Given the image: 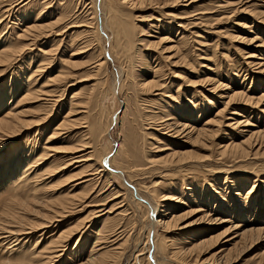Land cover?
I'll return each mask as SVG.
<instances>
[{"label":"rangeland","instance_id":"374dc122","mask_svg":"<svg viewBox=\"0 0 264 264\" xmlns=\"http://www.w3.org/2000/svg\"><path fill=\"white\" fill-rule=\"evenodd\" d=\"M104 1L0 0V49L10 55L3 56L7 60L0 64V114L22 101V87L32 73L38 78L35 89L48 91L22 101L18 110L28 111L22 115L31 125L0 151V264H79L106 248L110 253L104 255L108 258L105 264H221L213 254L222 242L210 249L205 246V251L198 250L193 256L181 257L175 251L193 235L202 239L205 234H221L233 221L243 225L240 230L264 226V156L249 154L237 160L220 150L224 143L245 140L250 130L264 134V98L259 97L264 92V83L262 88L260 84L264 74L256 72L255 64L256 55L264 53V19L250 15L256 11L257 17L263 16L264 0H154L134 7L120 4V15L115 17L101 8ZM115 19L131 24L129 37H117ZM252 19H258L259 35L256 28L252 33L239 26ZM35 25L38 27L28 34ZM241 36L255 39L245 41ZM209 78L219 80L224 91L213 90ZM149 81L157 84H144ZM225 91L228 95L243 91L254 96V101H235L220 114L222 124L213 121V125L215 113L224 108L220 94ZM195 101L197 107L189 106ZM77 102L83 106L78 110L82 112L70 117L78 120L60 129ZM180 105L185 106L181 115L177 113ZM232 107L241 109L237 111L247 115L251 124L226 127L228 121L233 122L231 117L245 119L231 114ZM192 108L202 111L192 116L191 123L198 128L206 123L219 128L216 137H206L194 147L186 138L169 137L161 124L185 114L188 123L187 111ZM248 110L253 112L248 114ZM76 144L85 146L76 154L83 156L77 164L66 151ZM44 147L47 155L39 161ZM185 150L200 158L181 170L172 154ZM90 152L91 160L86 161ZM115 153L112 169L123 168L131 183L105 165L107 155L111 159ZM28 155L31 161H39L34 169L43 164L37 170L38 175L43 174L39 196L69 205L59 221L35 231L32 225L48 220L41 214L23 213V230L16 229L17 224L5 214L8 204L17 199L11 170L18 172L19 164L27 165ZM136 186L143 197L160 203L168 220L179 214L183 219L166 228L159 223L160 217L155 229L149 230L152 211L137 197ZM231 193L240 194L244 214L237 208L241 201L228 200ZM220 198L224 199L220 202ZM57 204L55 208L62 211ZM41 205L34 203L38 209ZM198 207L201 212H196ZM49 209L44 212L55 215ZM221 217L231 222L209 221ZM195 219L201 223L187 228L180 225ZM240 247L232 251L234 256L240 254ZM48 249L54 252L52 256ZM241 254L236 264L264 261V238Z\"/></svg>","mask_w":264,"mask_h":264},{"label":"bare ground","instance_id":"6f19581e","mask_svg":"<svg viewBox=\"0 0 264 264\" xmlns=\"http://www.w3.org/2000/svg\"><path fill=\"white\" fill-rule=\"evenodd\" d=\"M149 1V2H153L154 0H105L102 4H101V8H105L106 10L108 9V12L110 11V17H112V15L115 17L117 15H120L118 14L117 10L119 9V6L120 4H126V5H133L134 7V4L135 3H144L145 2V5H146V2ZM156 1V0H155ZM21 2V1H20ZM45 2V1H44ZM140 4V5H141ZM153 4V3H152ZM19 5V4H18ZM136 5V4H135ZM155 5V4H154ZM7 8V7H6ZM103 9H101L100 11H102ZM246 10V9H245ZM7 12V11H6ZM244 12V10H243ZM250 13V12H249ZM260 13V12H259ZM264 13V11L262 12ZM261 13V15H262ZM13 14V13H12ZM248 14V13H247ZM251 14H255L254 16L256 18H263L264 19V14L263 16H260V17H257V12L256 11H251L250 15ZM8 16V15H7ZM39 16V15H38ZM259 16V15H258ZM107 17V16H106ZM109 18V17H108ZM263 19L261 21H263ZM38 20V19H37ZM106 20V19H105ZM258 19H252V20H244L241 22V28L243 29H247V30H250L249 32H252V30L254 28H258V25L256 23ZM13 21V20H12ZM92 22V21H91ZM14 23V22H13ZM114 23H117L116 25V28H115V34H117V37L119 34H121L123 37L127 38L129 37V26H131V24L128 25V23L126 21H117L116 22V19L114 21ZM85 24V23H83ZM94 24V23H93ZM112 24V22H111ZM40 25V24H38ZM87 25V24H86ZM91 25V23H90ZM180 25V24H179ZM79 26V25H78ZM38 26H33V28L31 27L30 30H28V34H31L30 32L31 31H34L33 29L37 28ZM77 27V26H76ZM93 27V26H92ZM91 28V27H90ZM109 29V28H107ZM264 31V30H263ZM183 33V32H182ZM253 33V32H252ZM259 33L258 29H257V32H256V35H259L257 34ZM17 34V33H16ZM4 35V34H3ZM100 35V34H99ZM249 36H241L240 39L242 40H245V41H253L255 39L254 38H248ZM120 38V37H119ZM249 43V42H247ZM74 53V52H73ZM252 54V53H251ZM254 54V53H253ZM261 55H256L257 57H255V59L257 60V63L256 64V72L259 71V73L261 74H264V62H263V59L264 58H260V57H264V53H260ZM9 55V52L8 50H4V49H0V64H4V62H6L7 59H2L3 56H7ZM10 56V55H9ZM250 56V55H249ZM248 58H252V57H248ZM105 64V63H104ZM1 66V65H0ZM106 67V66H105ZM99 68V67H98ZM98 70V69H97ZM39 72H41V70H39ZM120 73V72H119ZM42 74V73H41ZM37 73H32L29 75V77L27 78V82L25 83V85L22 87L24 88V94H23V97L21 98V100H29V98L31 97H40L39 95L41 94H44L46 95L47 94V90L46 89H40V90H37L35 89V82L38 81V78L35 79L34 76H36ZM209 83L210 81L212 82V89L217 91V92H220V90L222 89H225L224 85L221 84V82L219 80L216 81V79L214 78H209L208 79ZM263 83H264V79H260V84H261V88L263 87ZM145 85H148V86H155L157 84V82L155 81H149V82H145L144 83ZM42 86V85H41ZM145 87V86H144ZM45 88V87H44ZM151 88V87H150ZM264 88V87H263ZM224 91V90H222ZM36 92H40L38 94H36ZM263 94H261L260 99L261 97L264 98V92H262ZM223 94V95H222ZM221 98L225 99L223 100L224 102L222 104H224V108L221 109V110H217V112L215 113V117L213 118L212 120V124L214 125L213 121L215 123H219V126L220 124H222V112L231 104H233L235 101H238V100H245L246 102L245 103H248V102H252L254 101L253 100V97L250 96V94L248 93H244L243 91L241 92H235L233 93L232 95H228V93L226 94V91L225 92H222L220 94ZM2 97L4 98V96L2 95ZM32 99V98H31ZM192 99V98H191ZM257 99V97H256ZM36 100V99H35ZM262 100V99H261ZM22 101H18V102H14L12 106H10L8 108V110H6L4 113H1L0 115H3L0 117V151L3 150V148H5L8 144L12 143L14 140L15 137L19 136L21 134V132H23L24 129L28 128L31 123H29L30 120L24 118L25 116L22 115V112L25 110H18V108L22 105ZM190 101V99H189ZM259 101V100H258ZM191 107H193L194 105L196 106V101L195 102H189ZM29 104V103H28ZM24 105V104H23ZM81 103L77 102L76 104H72V107L69 111V113L66 115L65 119L62 121L61 124H59V128L63 129L65 127H69L71 124H74L76 120H78V118H75V119H71V117L73 115H76V114H79L80 112H82L81 110H79V107H81ZM25 107V106H24ZM28 107V106H27ZM83 107V106H82ZM182 107H185L184 105H180L179 107L177 106V109H179L180 111L177 112L179 113V115L182 114V111L183 109H181ZM197 107V106H196ZM26 108V107H25ZM55 108V107H54ZM203 108V107H202ZM229 108V107H228ZM29 109V107H28ZM206 109V108H205ZM232 109H234L232 111L231 114L233 115H242V117H245V119L243 121H240L239 119H236L234 117H231L229 119H232L233 122H229L228 121V124H225L226 127H230L232 128L233 126L235 127H240L242 126V124H244L243 126H247L248 124H251L249 121H248V116L247 115H244V114H240L241 112V109H238V108H235V107H232ZM237 109L239 111H237ZM244 110V109H243ZM26 111V110H25ZM201 109H194L192 108L191 110L187 111V115H189L190 117V121L187 123V122H184L186 121V119H184L183 117L186 115H182L181 117H174L173 121H169V119L167 120H163L162 121V125L165 126L164 127V130H168L169 133H165V134H168V136L170 137H181V138H186V143L191 145V146H196L197 143H202L205 141V138L207 137H213L215 135V133L219 130V128H210V124L209 123V126H201L200 128H198L197 124H194V123H191V121L195 118L194 115L197 113V112H200L201 113ZM246 111V110H245ZM248 114H250L251 112H253V110H248ZM26 114L28 113V111L25 112ZM25 114V115H26ZM170 114V113H169ZM164 115V114H163ZM178 115V114H177ZM202 114H199V118L201 117ZM71 116V117H70ZM192 116L194 118H192ZM218 118H217V117ZM27 117V116H26ZM44 118V117H43ZM163 117H161L162 119ZM171 118V117H170ZM227 119V120H229ZM40 120V119H39ZM37 120V121H39ZM80 120V119H79ZM35 122V125L40 122ZM188 121V119H187ZM45 122V121H44ZM179 122V123H178ZM209 122V121H208ZM211 124V126H213ZM33 125V124H32ZM40 125V124H39ZM160 126V125H159ZM234 127V128H235ZM161 130V129H160ZM227 130V129H226ZM250 136L247 137L245 140L243 141H239V142H235V140H232L231 142H228V143H224V145H222V149L221 150V153H223L222 155H231L233 156L234 158L236 157L237 160H241V157L243 156H246V155H253L254 157H258V156H264V134L263 132L261 131H254V130H250ZM57 132H54V135H56ZM218 133V132H217ZM58 134V133H57ZM255 138H260L261 140H256ZM207 140V139H206ZM210 140V139H209ZM208 143V142H207ZM203 145V144H201ZM205 145V144H204ZM219 145V144H218ZM46 146V145H45ZM200 146V145H199ZM85 147L84 145H72L71 147L67 148L66 151L69 152L72 157H71V160H73L76 164L80 162L79 158L83 157V156H76L77 152H80V150H84ZM121 148V147H120ZM123 148V147H122ZM47 147H44L43 148V152L42 153H45L44 150H46ZM191 151H194L191 150ZM190 150H185V151H174V153L172 154L173 157L176 158V161H175V164H180L181 166H179L181 168V170H184L185 167L187 166H190V165H193V163L196 161V157H199L198 155H195L193 154V152H191ZM204 151V150H203ZM88 152V151H87ZM19 154V153H18ZM36 154V153H35ZM111 154V153H110ZM109 154V155H110ZM43 155V156H42ZM47 154H41L40 155V158H39V161H41ZM75 155V156H74ZM93 154L90 152L88 153V156L86 158V161L87 159L91 158ZM116 156V153L113 157H111V159L109 158V156L107 155V157L105 158V165L109 166L111 169V163H112V160ZM166 156V155H165ZM29 159L27 160H30L29 163L26 164H19V170L18 172L14 171L13 169L11 170V173H10V176L12 175L13 177H15L16 179V184H17V187H16V194L15 197L17 199H13L9 204H8V210L6 211V217L7 219L10 221V222H13V223H16L17 225H15L16 229L18 228L19 230H23V228L26 226L23 222L24 219V214L25 212H30V211H35L39 214H41V216H44L45 218H47L48 220L47 221H42L40 222L39 224H36V225H32L33 228H35L33 231L35 230H39V229H43V228H46L48 226H50L51 223H54L56 221H59V216L61 217V212H65L66 209H68L69 205L67 204V202L65 201H58L59 202H55L53 199L51 198H48L46 199L44 196L43 197H40L39 196V181L42 180V176L43 174L41 175H38L39 173L41 172H37V170L39 168H42V165L41 164L39 166V168H35L37 165H38V162L39 161H36L35 160H32L31 161V156L28 155ZM210 157V155H209ZM20 158V157H19ZM200 158V157H199ZM198 158V159H199ZM202 159V158H201ZM91 160V159H89ZM151 160V159H150ZM149 160V162H151ZM189 160H193L192 162L190 163H184L182 165L183 162H186V161H189ZM236 160V161H237ZM21 161V160H20ZM85 161V160H84ZM130 161V160H129ZM155 161V160H154ZM153 161V162H154ZM174 161V160H172ZM23 162V161H22ZM115 162V160H114ZM16 163V162H15ZM21 163V162H20ZM24 163V162H23ZM173 163V162H172ZM68 164V163H67ZM154 164V163H153ZM31 165V166H30ZM45 165V164H44ZM174 165V164H173ZM15 166V165H14ZM95 167V166H94ZM133 167V166H131ZM184 168V169H182ZM34 169V170H33ZM16 170V168H15ZM62 170V169H61ZM113 170V169H112ZM54 171V170H53ZM53 171H50V172H53ZM113 172H115V174L117 176H120L122 179L126 180L125 178V173H124V169L121 167L118 168L117 166L114 167V170ZM162 172V171H161ZM34 173V175H33ZM49 173V172H48ZM106 173V172H105ZM108 173V172H107ZM136 173H139L137 172L136 170ZM55 175V173H53ZM140 174V173H139ZM130 175V174H129ZM9 176V175H8ZM9 176V177H10ZM11 176V177H12ZM87 177V176H86ZM238 177V176H237ZM48 178V177H46ZM230 178V177H229ZM261 178V177H260ZM44 179V178H43ZM128 183H131L129 182V179L126 180ZM131 181V180H130ZM233 182V181H232ZM77 183V182H76ZM231 183V182H230ZM78 184H81V183H78ZM78 184H74L72 186H77ZM114 184V183H112ZM234 184V183H232ZM259 184V183H258ZM230 185V184H229ZM231 186V185H230ZM233 186V185H232ZM237 186V184H236ZM239 186V185H238ZM254 188L256 187V184L253 185ZM263 186V185H262ZM134 187V186H133ZM186 187V186H185ZM136 195L138 198H141L143 200H145L147 203H148V207L150 208V211H152L151 215H150V222H149V230H152L153 228L155 229L156 227V223L158 221V218L161 217L159 223H163L166 225V228H170L172 226V224L175 222V226H177V224L179 223H176L177 221H180L181 219H183L184 215H174V217L172 218V220H168L167 219V213L163 212L160 210V203L155 202V204L143 197L140 192H139V189L138 187L136 186ZM190 188V187H189ZM231 188V187H230ZM74 189V188H73ZM236 189V188H235ZM252 189V187H251ZM231 190V189H230ZM237 190V189H236ZM251 191V190H250ZM121 192V191H120ZM193 193V192H192ZM240 193V192H239ZM249 193V191H248ZM247 193V194H248ZM49 194V193H48ZM120 194V193H119ZM216 194V193H215ZM219 194V193H218ZM217 194V195H218ZM232 196L230 197V199H228L229 201H241V197L238 195V193H231ZM251 194V193H250ZM71 195V194H70ZM74 195V194H73ZM234 195V196H233ZM21 197V198H19ZM74 197V196H73ZM75 198V197H74ZM203 198V196H202ZM160 199V198H159ZM169 200H172L171 198H168ZM222 199L224 198H220V202L222 201ZM38 201V202H42L43 205H41V209H38V208H35L34 207V201ZM62 200V199H61ZM34 203H33V202ZM57 201V200H56ZM67 201V200H66ZM167 202V201H166ZM227 202V201H226ZM58 203L57 205L61 206V208L63 209L62 211L61 210H58L55 208V204ZM164 203V202H163ZM162 203V204H163ZM37 204V203H36ZM45 204V205H44ZM238 210L244 214V212L242 211L243 209L242 208H245L243 207V204H242V201L238 203ZM38 205V204H37ZM125 205V204H124ZM233 205V204H232ZM36 206V205H35ZM39 206V205H38ZM37 206V207H38ZM48 207V208H47ZM89 207V206H88ZM166 207V206H165ZM168 207V206H167ZM170 207V206H169ZM197 207V206H196ZM51 208V209H49ZM45 209H49L50 211L53 209L55 210L54 213L55 215H51V214H47L45 211ZM169 209V208H168ZM236 209V208H235ZM57 210V211H56ZM163 210V209H162ZM167 210V209H166ZM202 210V207H198L197 211L196 212H201ZM49 211V212H50ZM169 211V210H168ZM208 211V210H207ZM217 211V209H216ZM56 212H60L59 214L56 215ZM173 212V211H172ZM22 213V214H21ZM34 213V212H33ZM46 213V214H45ZM169 213V212H168ZM210 213V212H209ZM247 215V214H246ZM37 216V214H36ZM40 216V215H39ZM235 216V215H234ZM242 216V215H241ZM233 217V216H232ZM213 218V217H212ZM210 218L209 221H212V222H218L220 221L221 223H224V222H231L229 221L230 218H216V219H212ZM220 219V220H219ZM232 219V218H231ZM202 220V217L200 218V221ZM199 220H193V221H190L189 223L187 222L186 224H180L183 228H187L189 226H192L196 223V225L198 224V222H200ZM233 221V219H232ZM28 223V222H27ZM34 223V222H33ZM32 223V224H33ZM37 223V222H36ZM181 223V222H180ZM201 223V222H200ZM134 224V223H133ZM253 224V223H252ZM31 225V224H30ZM29 226V225H28ZM243 225H240L239 223H237V221H233V223L230 224V226L226 227V229L220 233H218L217 235H211L209 237H205V235H200L202 236V239H197L194 235L191 237V239L189 241H187V245H183V247L181 248H178L179 251H177L178 249H176L175 253H178L180 254L181 257L183 256H193V254H195L196 251L200 250L199 252H202V249L205 247V246H209V249L216 246L218 243L222 242L223 243V246L220 248V250L213 254L214 256H216L218 259H220L221 264H236L235 262H237L239 259H240V255H242L241 253L242 252H245V250H250L252 248V246H254V244L256 243V241L260 240L261 238L263 239L264 238V226H250L249 228H244L242 230L241 227ZM72 232V231H70ZM103 232V231H102ZM27 234V233H26ZM233 235V236H232ZM13 236V234H12ZM64 235L60 236L58 240H60ZM230 236V237H229ZM107 237V236H106ZM112 238V237H111ZM188 238H190L188 236ZM201 238V237H200ZM159 240V239H158ZM157 238L155 237V242L158 241ZM224 240V241H223ZM14 241V240H13ZM162 240L158 242L159 245H162ZM15 244V242H14ZM115 244V243H114ZM230 244H232L231 247H228V245L230 246ZM242 245L243 247L241 249V251L238 252L240 254L234 256V252L232 253V251H234V249H238L239 246ZM169 247V245H168ZM167 247V248H168ZM218 247V246H217ZM55 249V248H53ZM58 249V248H57ZM156 249V248H155ZM170 249V248H168ZM207 249V248H205ZM219 249V248H218ZM239 249V250H240ZM49 250V249H48ZM101 250V249H100ZM159 250V249H158ZM204 250V249H203ZM208 250V249H207ZM109 251V252H108ZM170 251V250H169ZM205 251V250H204ZM113 252V251H112ZM111 252V254H112ZM160 252V250H159ZM171 252V251H170ZM170 252L168 253V255H170ZM211 252V251H210ZM41 253V252H40ZM54 252L53 251H48V254H50L52 256ZM105 253H110V250L108 248H106L103 252L100 251V252H95V253H91L89 256L90 258L89 259H86L84 260L82 263H79V264H105L104 261H106L108 258H106L104 255ZM174 253V252H173ZM174 253V254H175ZM205 253V252H204ZM236 253V252H235ZM114 254V253H113ZM197 254V253H196ZM201 254V253H199ZM48 256V257H51V256ZM107 255V254H106ZM110 255V254H109ZM183 255V256H182ZM260 255H262L260 253ZM173 256V255H172ZM179 256V255H178ZM60 257V256H59ZM105 257V258H104ZM110 257V256H108ZM200 257V256H199ZM263 257V256H262ZM197 258V257H196ZM214 258V257H212ZM106 259V260H105ZM197 260V259H196ZM206 260V259H205ZM208 260V259H207ZM214 260V259H213ZM216 261V260H215ZM197 262V261H196ZM205 262V261H204ZM215 263V262H214ZM25 264H33L31 261L28 262V263H25ZM38 264V263H37ZM78 264V263H77ZM256 264V263H255ZM257 264H264V261L260 260L259 262H257Z\"/></svg>","mask_w":264,"mask_h":264}]
</instances>
